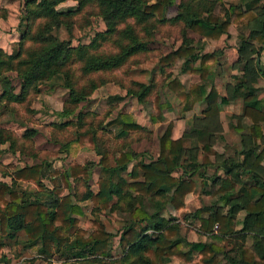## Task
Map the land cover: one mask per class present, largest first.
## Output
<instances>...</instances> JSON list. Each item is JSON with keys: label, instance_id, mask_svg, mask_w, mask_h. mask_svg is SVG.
Wrapping results in <instances>:
<instances>
[{"label": "trees", "instance_id": "1", "mask_svg": "<svg viewBox=\"0 0 264 264\" xmlns=\"http://www.w3.org/2000/svg\"><path fill=\"white\" fill-rule=\"evenodd\" d=\"M65 0H25V27L20 29L19 38L11 44V53L0 48V83L5 85L0 99L6 102H19L26 98L30 89H34L38 81H47L60 73L67 78L69 97L73 104L86 100L96 88L91 81L89 90L76 89L67 68L71 60H78L83 74L107 71L119 68L134 54L148 50V45L141 40L131 26L118 29V24L127 18L145 21L150 16L163 15L166 1L147 3L144 0H96L99 13L106 30L98 32V37L106 39L118 33L126 39L119 43V51L108 55H97L87 51L88 45L74 47L70 38L61 39L54 34L62 26L71 37L72 28L69 16L77 10L69 6L58 10L57 5ZM222 2V0H214ZM80 1H78L79 8ZM180 12L174 21L182 20L186 29L202 38L218 40L229 34L230 26H237V52L239 60L259 56L264 50V0H240L238 4L228 6L229 18L209 13L198 16L191 13V3H180ZM209 11V10H206ZM45 19V21H38ZM180 22V21H179ZM184 39L176 49L159 58L157 67L164 73L176 60L183 59L180 71L198 76L200 83L186 86L175 77L165 83L179 102H185L182 112L191 110L194 102H203V120L201 134L186 128L176 139L171 137L170 122L159 138V154L150 162L139 161L129 172L131 180L122 175L127 170L128 162L134 155L132 151H122L111 164L108 152L100 153L97 191L88 189L82 199H91L100 204L101 208L109 209L110 202L115 197L118 201L130 199L128 203L131 223L125 227L119 237V245L123 253V261L127 255L133 257L127 264H165L171 257L191 259L193 252L200 255L202 264L220 263L217 254L221 253L227 264H264V96L258 95L257 79L264 71L244 67L241 74H233L226 84V96H220L214 84L213 76L221 65L223 50L203 52V41L196 42ZM31 42L35 46H25ZM97 47V43L92 42ZM7 64V65H6ZM6 65V68H3ZM3 72L14 71L21 79V87L15 92L11 79L1 75ZM162 79L161 84L165 78ZM154 78V82H155ZM160 84V85H161ZM138 99L150 92L151 85L141 84ZM161 88L159 89V91ZM157 92L161 96L162 91ZM5 97V98H4ZM120 99L121 97H115ZM156 107L159 112L152 121L162 119V109H169L170 103H162L157 96ZM236 98L243 99V111L237 119L238 129L242 130L241 148L236 155L230 156L217 153L212 149L213 144L223 140L221 122L219 119L222 104ZM170 100V99H169ZM170 102V101H169ZM174 111V107H173ZM241 117H248L251 124L243 126ZM109 126H114L121 137L130 132L143 129L131 114L121 113L111 120ZM30 136L32 133H26ZM80 135L79 138H82ZM6 138L5 140H7ZM92 144L95 139L91 137ZM206 153L198 162L197 154L200 142ZM4 140H2L3 142ZM188 142V145L185 143ZM12 143V144H11ZM10 144L13 145V142ZM212 153L213 159L207 157ZM240 157V159H239ZM237 158V159H235ZM186 160H192V168L187 169ZM203 167L201 176L211 183L218 184L214 193L218 194L220 206H202L193 216L200 221L199 232L207 235L213 241H187L180 234V226L173 219L163 216L166 203L179 209L184 204L187 194L196 189L195 181L183 178L177 174L193 172ZM209 166L215 172L208 174ZM42 164L15 166L12 182L33 181L40 189ZM88 167L71 163L62 172L64 186H70L69 179H84L88 176ZM187 169V170H186ZM222 170L219 174L218 171ZM247 173L255 181H242L241 174ZM140 178V179H139ZM44 199V193L26 196L14 189L7 182L0 181V262L5 261L2 252L4 238L17 240L20 231L24 232L25 247L36 249L44 256H50L54 250L62 251L65 261L60 264H70V258L86 259L92 257L98 264H110L105 258L111 256L112 234L97 219L88 221L90 231L79 227V217L83 215L82 208L72 200L70 194L62 197L49 192ZM48 197H50V201ZM130 197V198H129ZM167 198V199H166ZM145 202H148L147 204ZM151 206V210L147 206ZM245 211L240 227H237V215ZM206 214V215H205ZM72 229L74 236L70 235ZM248 238L253 240L247 245ZM187 245V251L182 247ZM230 245V246H229ZM229 247V248H228ZM228 248V249H226Z\"/></svg>", "mask_w": 264, "mask_h": 264}, {"label": "rangeland", "instance_id": "2", "mask_svg": "<svg viewBox=\"0 0 264 264\" xmlns=\"http://www.w3.org/2000/svg\"><path fill=\"white\" fill-rule=\"evenodd\" d=\"M78 1H80L79 8ZM144 1L147 3L166 1L163 15L154 14L145 21H138L130 17L120 22L118 29L131 26L139 38L147 43L148 50L134 54L119 68L113 70L98 71L86 75L80 70V61L73 59L67 66L76 89L88 91L91 81L97 85L86 100L78 104L71 102L68 80L62 73L47 81L36 82L34 89H30L22 101L8 103L5 99H0V181L7 182L17 191L25 193L26 196L39 192L45 194V199L46 196L50 195L49 192L58 197L70 194L73 202L77 203L83 210V215L79 217V227L90 231L88 221L97 219L112 234L111 256L105 258L110 264H127L133 258L127 255L126 260L123 261L124 255L119 245V237L122 231L131 223L128 213L131 207L128 208L130 199L118 201L114 197L110 202L111 207L109 209L101 208L99 203L91 199H82L88 189L93 192L97 191L100 169L99 154L104 151L108 152L111 164H115L114 159L118 157L120 152H134L135 156L128 162L127 170L122 174L126 180L130 181L129 172L139 161L150 162L157 158L159 138L170 122L173 123L171 137L172 135L177 137L182 133L184 121L178 120L177 117L183 113L181 108L185 106V102L177 100V103H172L169 100V92L164 85L172 78L184 77L180 75L183 59L176 60L164 73L160 72L157 67L159 58L176 49L183 43L184 39L187 38L186 41H188L192 37L193 41L196 42L197 35L188 31L182 20L174 21L175 16L180 12L178 6L180 3H191L190 12L200 17L209 12L222 18H229L228 6L231 3L238 4L240 0H222V2L214 0ZM24 3L25 0H0V47L7 53L12 51L11 42L17 38L20 29L25 27ZM69 6L77 8L69 16L72 25L71 37L64 26L53 31L61 39L70 38L74 47L82 44L88 45L87 51L97 55L113 54L119 51V43L127 42L118 33L108 36L106 39L98 37L97 33L105 31L106 26L100 16L99 4L96 0H65L57 5V9L65 10ZM38 21H45V19ZM237 28V26H230L229 31H231L232 36L237 35ZM227 39L225 40L227 47H229L228 41L235 42L233 37ZM92 42L97 43V47ZM25 46L33 47L35 45L26 42ZM6 65L3 68H6ZM3 68L1 75L11 79V84L15 92L18 93L21 87V79L14 71L3 72ZM228 68L229 66L225 69ZM166 75L169 77L163 80L164 84H161ZM154 78H156L155 82ZM224 78L223 75L216 81L222 93L224 92ZM141 84L151 85L150 92L143 98V101L138 99V93L142 88ZM160 88L161 96L157 93ZM5 89L7 87L0 83V95ZM156 96L159 99L157 103L161 101L171 105L169 109L161 110L162 119L160 121H152L151 119L152 116L156 117L160 110L156 107ZM225 109L231 111L230 107ZM121 113L131 114L135 121L143 126V129L130 132L126 137H121L118 134L119 130L108 124ZM228 114L229 112L222 114L227 128H229L230 123L233 124L236 120L234 117L230 118ZM196 118L194 127L198 128L197 131L201 134L198 116ZM228 130L229 145L235 146L238 141L236 137H233L235 131L231 126ZM32 132H34L33 136L26 134ZM80 135L83 137L79 138ZM91 137L95 139L94 144H92ZM6 138L8 139L5 140ZM2 140L4 141L2 142ZM220 142V144H225L223 141ZM203 144L204 142L201 140L197 154L200 163L206 154L201 150ZM185 145H188V142ZM216 146L219 145L216 144ZM224 147L223 145L222 148ZM207 157H212V153H207ZM186 161L185 164L189 162L186 165L187 169L194 166L190 162L192 160ZM73 162L88 167L87 179H84L80 174L77 179L72 177L69 179L70 186H64L62 172L68 169ZM33 164H42L43 166L40 178L43 189H40L37 183L33 181L12 182L11 173L15 166L24 167ZM202 168L199 166L193 172L177 174L185 179L191 177L196 183V189L185 196L181 208L176 209L168 202L162 211L163 216L171 218L173 223L179 224L181 236L190 242L197 240L213 241L207 235L199 232L200 221L194 218L193 213L202 206H220L222 204L218 194L214 193L218 184L211 183L205 179L206 177L203 178L201 176ZM213 168V166L207 168L208 174L213 173ZM48 199L46 201L51 200L50 197ZM147 208L152 209L150 205ZM241 217L238 216L236 221H239ZM75 230H71V236H74ZM23 238L24 232L20 231L17 240L3 239L5 245L2 252L5 255V261L0 262V264H60L65 261V256L61 254L62 251L54 250L50 256H44L36 249L25 247ZM252 243L253 240L248 238L246 244L251 245ZM187 249V245L182 247L184 251ZM217 258L220 263L227 264L221 253L217 254ZM69 263L98 264L92 257L86 259L72 257ZM165 264H202V262L200 255L193 252L188 261L171 257Z\"/></svg>", "mask_w": 264, "mask_h": 264}, {"label": "crops", "instance_id": "3", "mask_svg": "<svg viewBox=\"0 0 264 264\" xmlns=\"http://www.w3.org/2000/svg\"><path fill=\"white\" fill-rule=\"evenodd\" d=\"M230 37H233L235 39V42L233 41V43H231L230 41H228L229 47H227V45L225 44V40L227 38H228L227 40H229ZM18 38H19V34L17 35V38L15 40L12 39L13 41L11 42V44L13 42L17 41ZM199 39L201 41H203V52H213L215 50H223V55L221 57V65L216 69L215 75L213 76L214 84H215L220 96H226L227 95L225 87H226V84L228 83L229 79L231 78V76L233 74H241L244 67H247V68L252 69V70L260 69V70L264 71V50L261 51L259 56H252V57L247 58V59L239 60V55L237 52V43H236L237 35L232 36L231 31H229L228 35H223L218 40L206 39V38H202L199 35H197V38L195 41H197ZM0 48L3 49L2 47H0ZM5 52H7V51H5ZM8 53H11V51ZM231 54H232V56H231ZM227 66H229V68L225 69ZM180 75H183L184 77L182 78L181 76H179L177 78L180 80L181 83L185 84L186 86H190L192 84H197V83L201 82L200 79L198 78V76H196V75H193L190 73H183V72H181ZM223 75L225 76V78H224L225 81H224V88H223L224 92L222 93L219 90L216 81H217V79L223 77ZM256 86L259 89L258 95L264 96V74H262L258 77L257 82H256ZM165 89L169 92L168 96L170 98V101H172V103H175V102L177 103V99L172 94V92L167 87ZM204 106L205 105L203 102H200V101L194 102L191 110H189L187 112H183L179 117H177L178 120L182 119L184 121V127L182 129V133L179 136L174 137L172 135L173 139L179 138L183 134V132L186 128H193L195 130H198V128L194 127V122L197 119L196 116H198V119L200 122L199 128L201 130L202 120H203L202 111H203ZM229 107H230L231 111H229L228 109H225V108H229ZM242 111H243V99L242 98H236L235 100H231L230 102L221 105L219 119H220L221 126H222L221 127V134L223 136L222 141L225 144H220L221 142L219 140H217L212 146V149L215 152L220 153V154L223 153L225 155L234 156V155H236V151H238L241 148L240 138H241V134L243 133V131L238 129V126L236 125L237 119L234 120L233 124L230 123V125H228L229 128H227L226 124L224 123L225 120L223 119L222 114L229 112L228 116L230 118H232L233 117L232 115L241 116ZM197 114H199V115H197ZM241 124L243 126H248L251 124V120L248 117H241ZM230 126L235 131V135H233V137L234 138L236 137V139H238L235 146L229 145L228 138L230 137V135L227 132L229 131L228 129H230ZM262 130H263V134H264V124L262 125ZM216 144H218L219 146L217 147ZM223 145L225 146L224 148H222ZM210 158L213 159V156ZM235 159H237V158H235ZM239 159H240V157H239ZM261 166L264 167V158L261 161ZM212 172H215V169H213ZM218 173L219 174L222 173V175H223L222 170H219ZM240 178L242 181L250 182L251 184L255 183V181L252 180L247 173L241 174ZM244 215H245V211H241L238 213L237 218H238V216H242V217L239 221H237V227L238 226L240 227V221L243 219Z\"/></svg>", "mask_w": 264, "mask_h": 264}]
</instances>
